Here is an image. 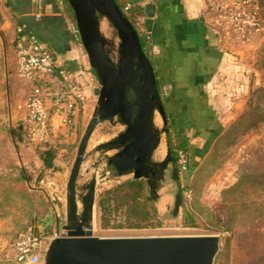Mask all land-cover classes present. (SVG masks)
Segmentation results:
<instances>
[{
	"label": "rangeland",
	"instance_id": "374dc122",
	"mask_svg": "<svg viewBox=\"0 0 264 264\" xmlns=\"http://www.w3.org/2000/svg\"><path fill=\"white\" fill-rule=\"evenodd\" d=\"M12 2L0 0V264H18L8 261L5 254L23 230L30 226L35 230L45 227V231L51 234L56 221L60 228L67 223V178L80 141L98 106L101 88L95 74V93H89L76 134L55 137L44 145L34 142L26 131L24 112L19 108L31 87L16 76L12 32L22 22V17L12 9ZM258 2L264 10V0ZM58 7L74 25L65 6L60 4ZM100 19L107 27L106 31L101 28L109 41L106 49L117 63L120 44L117 30L107 18ZM142 21L140 18L145 35ZM220 35L226 61L215 79L214 94L219 99L217 107L222 115V129L204 152L200 150L191 172H182L169 152L170 134L175 142L184 139V134L175 135L176 126L180 128L181 124L179 118L174 119L166 109V131L161 114L158 110L155 113L154 130L159 146L149 163L160 165L169 157L168 166L161 169L157 192L166 187L165 190L175 196L165 215L156 221L157 225L154 222L140 228L101 225L100 194L134 177L133 174L121 176L113 166H108L107 155L111 156L118 150H95L97 144L115 137L126 128L121 118L115 117L95 128L77 183L78 204L82 211V198L89 192L91 182L96 180V206L86 223L94 235L216 234L221 236V245L214 264H264V24L261 30L250 34L231 32ZM75 44L85 53L81 68L89 71L91 65L82 42L76 38ZM145 52L151 58L148 48ZM158 86L164 101L163 88L160 83ZM172 120L177 124H169ZM49 148L53 151L50 167L43 161L44 152ZM104 173L105 177L101 178ZM48 176H57L59 181ZM42 179L59 184L62 198H48L45 192L48 187L41 182Z\"/></svg>",
	"mask_w": 264,
	"mask_h": 264
},
{
	"label": "water",
	"instance_id": "95a60500",
	"mask_svg": "<svg viewBox=\"0 0 264 264\" xmlns=\"http://www.w3.org/2000/svg\"><path fill=\"white\" fill-rule=\"evenodd\" d=\"M91 67L101 88L95 109L80 141L67 183L69 218L62 226L65 234L50 239L36 264H214L220 251V235H159L100 237L86 226L96 206V180L82 198L84 209L78 213V178L85 162L86 150L95 128L120 117L126 128L115 137L97 144L96 151L118 150L107 155V164L119 175L136 168L134 178L150 179L155 165L149 163L159 146L154 130L158 110L166 131L168 117L158 86L155 66L145 52L138 30L117 0H67ZM155 5L146 13L153 16ZM101 17L107 18L120 38L116 63L106 46ZM24 129V125H21ZM170 152V149H169ZM167 157L160 163L168 166Z\"/></svg>",
	"mask_w": 264,
	"mask_h": 264
},
{
	"label": "crops",
	"instance_id": "0c3cea01",
	"mask_svg": "<svg viewBox=\"0 0 264 264\" xmlns=\"http://www.w3.org/2000/svg\"><path fill=\"white\" fill-rule=\"evenodd\" d=\"M138 4L143 7L141 18L145 20L146 28L152 31L153 43L157 47V53L150 54L163 88L166 109L173 118H179L180 128L186 133L190 161L194 165L200 150L204 152L222 129V115L217 107L219 99L214 94L215 79L226 61L221 37L208 24L203 0H139ZM148 4L156 7L153 16L146 13ZM11 5L22 20L30 21L35 33L60 54L69 68L82 72L81 79L87 83L88 95L95 93L93 68L90 67L89 71L81 68L85 53L75 44V24L66 18L58 5L48 0H42L40 4L33 0H13ZM12 38L15 54V30ZM146 45L149 49L150 46ZM47 178L59 181L57 176ZM41 182L48 187L45 188L48 198H62L59 184L46 179ZM165 189L162 187L158 191L159 218L165 215L175 198ZM58 223L56 221L53 230Z\"/></svg>",
	"mask_w": 264,
	"mask_h": 264
},
{
	"label": "built area",
	"instance_id": "2783aa9c",
	"mask_svg": "<svg viewBox=\"0 0 264 264\" xmlns=\"http://www.w3.org/2000/svg\"><path fill=\"white\" fill-rule=\"evenodd\" d=\"M42 0H33L40 4ZM207 9V21L211 30L221 33L250 34L263 28L264 19L257 0H203ZM131 4H128V7ZM40 16V14H36ZM145 39L149 54L157 53L152 31L146 28ZM74 33L81 42L75 24ZM16 74L30 85L25 100L19 104L24 112V124L30 138L41 145L55 137L77 133L81 113L88 100L87 83L82 72L69 68L60 54L48 46L26 22H20L15 30ZM151 56V54H150ZM177 164L182 172L190 167L189 152L179 148ZM191 193V191L189 192ZM191 194H189L190 196ZM60 226L48 234L44 228L33 226L20 232L5 258L18 264H36L44 251L47 240L65 234Z\"/></svg>",
	"mask_w": 264,
	"mask_h": 264
},
{
	"label": "trees",
	"instance_id": "16d2710c",
	"mask_svg": "<svg viewBox=\"0 0 264 264\" xmlns=\"http://www.w3.org/2000/svg\"><path fill=\"white\" fill-rule=\"evenodd\" d=\"M48 1L51 4H62L63 6H65L67 14L75 24L74 12L67 0ZM117 2L138 30L142 45L144 49L147 50V42L139 22V19L144 15L143 7L138 4L139 0H117ZM128 3H131V6L128 7ZM260 7L262 17L264 19V10L261 4ZM22 22H26L32 29V31H34L30 21H28L27 19H23ZM156 75L158 78V74ZM169 124L174 125L177 123L172 120L169 122ZM181 134H184L183 140H178L175 142L173 138L171 139L172 134H170V139L168 138L170 155L173 157L175 163L177 162V152L179 148H183L188 151L186 133L181 130V128L176 126L175 135L180 136ZM175 139L179 138L176 137ZM177 142L178 144H176ZM44 155L45 156L43 158V161L46 166L50 167L53 160L52 148H49V150L44 152ZM192 168H194V166L190 161V167L187 172H191ZM161 177L162 176L160 168V170L156 172L150 179L141 177L124 180L116 185L113 189L106 190L105 192L100 194V197L98 199V208L101 213V225L104 227L115 225V227L130 228H140L142 227V225L152 224L153 222L154 225H157L156 221L159 220V211L157 206V190L159 187L157 181Z\"/></svg>",
	"mask_w": 264,
	"mask_h": 264
},
{
	"label": "bare ground",
	"instance_id": "6f19581e",
	"mask_svg": "<svg viewBox=\"0 0 264 264\" xmlns=\"http://www.w3.org/2000/svg\"><path fill=\"white\" fill-rule=\"evenodd\" d=\"M101 28L104 29L105 31L107 30V27H106V23H105V22H104V23H101ZM89 143H90V142H89ZM88 146H89V145H88ZM87 149H88V148H87ZM86 153H87V150H86ZM85 158H86V155H85ZM82 167H83V166H82ZM71 172H72V169H71ZM127 174H133V177H136V176L139 175V171H138V169H136V168H132V169H130V170L124 172L123 174H121V176H124V175H127ZM70 175H71V174H70ZM105 175H106V173L102 174V175H101V178H104ZM69 178H70V176H69ZM68 181H69V179H68ZM67 183H68V182H67ZM83 209H84V206H83ZM82 211H83V210H82ZM82 211H80V209H79V204H78V213H79V215L82 214Z\"/></svg>",
	"mask_w": 264,
	"mask_h": 264
},
{
	"label": "flooded vegetation",
	"instance_id": "af4514ba",
	"mask_svg": "<svg viewBox=\"0 0 264 264\" xmlns=\"http://www.w3.org/2000/svg\"><path fill=\"white\" fill-rule=\"evenodd\" d=\"M76 24V23H75ZM153 165V164H152ZM161 166L160 165H156L155 166V173L158 172L160 170ZM152 176H154V173L152 174ZM151 176V177H152Z\"/></svg>",
	"mask_w": 264,
	"mask_h": 264
}]
</instances>
